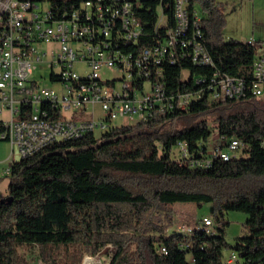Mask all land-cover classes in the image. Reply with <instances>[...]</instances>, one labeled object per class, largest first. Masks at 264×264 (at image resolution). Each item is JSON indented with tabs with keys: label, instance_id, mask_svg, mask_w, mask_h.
Returning a JSON list of instances; mask_svg holds the SVG:
<instances>
[{
	"label": "trees",
	"instance_id": "obj_1",
	"mask_svg": "<svg viewBox=\"0 0 264 264\" xmlns=\"http://www.w3.org/2000/svg\"><path fill=\"white\" fill-rule=\"evenodd\" d=\"M191 3L202 7L216 67L250 78L254 47L224 38L223 4ZM212 70L180 58L165 65L166 82L171 90H184L195 87L192 78ZM211 120L226 139L212 138ZM5 129L1 122L0 135ZM234 137L245 147L229 160L210 167L177 161L179 141H188L190 153L202 157L214 141ZM11 169L8 192L0 196V264H33L21 253L23 245L38 247L44 264H78L85 251L96 255L109 244L115 248L109 264H190L189 254L193 264H228L226 248L238 252L243 264H264V96H205L188 111L160 114L149 123L113 124L99 134L55 142L14 160ZM177 202L211 203L215 234L210 228L169 231ZM233 210L248 214V232L235 244L226 238V214ZM157 245L168 253H159Z\"/></svg>",
	"mask_w": 264,
	"mask_h": 264
},
{
	"label": "built area",
	"instance_id": "obj_2",
	"mask_svg": "<svg viewBox=\"0 0 264 264\" xmlns=\"http://www.w3.org/2000/svg\"><path fill=\"white\" fill-rule=\"evenodd\" d=\"M202 19L191 0H0V123L6 127L0 136L12 146L3 175L12 174L14 152L26 158L58 141L102 133L120 116L149 123L160 114L188 111L205 96L263 97L264 42L248 41L255 50L252 76L232 75L216 67ZM180 58L214 70L192 78L195 87L171 90L165 65ZM43 62L54 86H41L33 76ZM106 69L121 76L105 79ZM183 78L191 80L189 70ZM89 105L93 111L86 117L78 114ZM244 147L238 137L214 141L195 157L182 140L177 161L210 167ZM216 227L210 215L195 226L185 221L180 230L210 228L213 235ZM157 251L168 253L164 245Z\"/></svg>",
	"mask_w": 264,
	"mask_h": 264
},
{
	"label": "rangeland",
	"instance_id": "obj_3",
	"mask_svg": "<svg viewBox=\"0 0 264 264\" xmlns=\"http://www.w3.org/2000/svg\"><path fill=\"white\" fill-rule=\"evenodd\" d=\"M224 6L225 24L223 27V36L226 40L235 39L240 41L260 40L264 42V0H217ZM200 14L204 16L201 5L196 4ZM81 67V66H79ZM82 68V67H81ZM105 79L112 77H120L121 72L116 69H106L102 72ZM41 86H51L53 82L50 80V68L47 62L39 63L38 67L34 70L33 75ZM120 83V81H119ZM92 106L89 105L86 110L78 111V114H85L92 112ZM101 107L96 106V114H100ZM84 116V115H83ZM76 118L79 116L76 114ZM86 117V116H84ZM136 121L127 119L126 117H118L113 121L115 125L134 124ZM177 126L182 124V120L175 123ZM174 124V125H175ZM217 123L211 120L210 126L214 129L213 137L216 138L218 134ZM99 134V133H98ZM11 152L12 146L8 140H0V196L6 195L8 192V183L10 176H4L3 172L11 165ZM4 159V160H3ZM6 159V160H5ZM14 160H18L17 152H14ZM174 211V224L169 227V231H181L180 226L185 221L191 225L201 224L200 219L204 216H213V206L211 203H202L198 205L195 202H177L173 205ZM206 214V215H205ZM209 214V215H207ZM229 219V225L226 227V238L231 244L239 241V238L247 234L245 221L248 214L242 211H229L226 214ZM196 224V225H197ZM115 248L113 245H107L96 255L85 251L78 264H83L86 256H93L101 259V264H109L111 256ZM21 253L26 255L27 258L32 260L33 264H44L40 256L38 247H31L23 245L20 247ZM239 256V261L235 262L232 254ZM65 259L66 254L61 255ZM190 264H193L192 255H188ZM234 260V261H233ZM223 261L228 264H243V259L238 252L231 248H226L223 251ZM95 262V260H93ZM96 263V262H95Z\"/></svg>",
	"mask_w": 264,
	"mask_h": 264
},
{
	"label": "bare ground",
	"instance_id": "obj_4",
	"mask_svg": "<svg viewBox=\"0 0 264 264\" xmlns=\"http://www.w3.org/2000/svg\"><path fill=\"white\" fill-rule=\"evenodd\" d=\"M95 260V262H93ZM83 264H100V259H97L93 256H86Z\"/></svg>",
	"mask_w": 264,
	"mask_h": 264
},
{
	"label": "crops",
	"instance_id": "obj_5",
	"mask_svg": "<svg viewBox=\"0 0 264 264\" xmlns=\"http://www.w3.org/2000/svg\"><path fill=\"white\" fill-rule=\"evenodd\" d=\"M258 41H260V40H258ZM4 160V159H3ZM6 160V159H5ZM9 184V183H8ZM7 194V193H6ZM206 215V214H205ZM207 215H209V214H207ZM197 223H195V225H196ZM198 225V224H197Z\"/></svg>",
	"mask_w": 264,
	"mask_h": 264
}]
</instances>
